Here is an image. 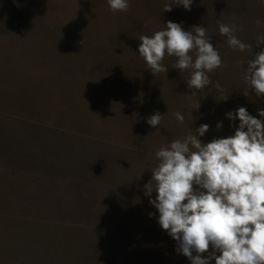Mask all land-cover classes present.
Wrapping results in <instances>:
<instances>
[{
	"label": "rangeland",
	"instance_id": "obj_1",
	"mask_svg": "<svg viewBox=\"0 0 264 264\" xmlns=\"http://www.w3.org/2000/svg\"><path fill=\"white\" fill-rule=\"evenodd\" d=\"M129 2L113 13L107 0H0V264H191L158 223L156 193L145 195L155 152L201 124L210 126L204 143L233 135L239 120L226 113L241 106L264 122V96L244 95L243 80L247 59L264 48L255 44L264 3L193 0L190 11L165 12L169 0ZM217 20L236 23L252 53L229 48ZM168 21L207 29L223 61L209 75L223 93L209 85L189 96V73L173 68L174 57H165L166 73L147 69L138 38ZM68 44L91 51L90 90L52 87L43 72ZM156 112L163 119L153 128Z\"/></svg>",
	"mask_w": 264,
	"mask_h": 264
},
{
	"label": "clouds",
	"instance_id": "obj_2",
	"mask_svg": "<svg viewBox=\"0 0 264 264\" xmlns=\"http://www.w3.org/2000/svg\"><path fill=\"white\" fill-rule=\"evenodd\" d=\"M192 3L193 0H169L163 11L171 12L173 4L190 11ZM107 4L113 13L130 8L129 0H107ZM255 23L259 27L261 21L257 19ZM217 24L229 48L252 53L253 45L242 42L235 34L236 23L217 20ZM138 39L139 57L153 75L166 73L164 59L174 57L173 68L189 73L187 85L195 90L189 96L209 85L224 92L219 81L214 83L209 75L221 68L223 61L205 27L193 26L186 31L182 24L168 21L162 30ZM255 44L264 45V35L257 36ZM243 80L244 95L252 90L257 97L264 96V48L254 59H247ZM199 107L196 102L193 109ZM258 115L264 117V110H258ZM174 116L184 123L181 112ZM226 117L239 120L231 136L204 143L199 137L210 126L201 124L195 133L190 129L184 137L160 147L155 152L158 164L151 170L145 195L156 193L149 203L159 213L158 223L177 242L176 252L191 264H211L213 260L215 264H264V122L243 106L226 113ZM162 119L156 112L147 123L157 128ZM216 127L220 129L222 124Z\"/></svg>",
	"mask_w": 264,
	"mask_h": 264
},
{
	"label": "crops",
	"instance_id": "obj_3",
	"mask_svg": "<svg viewBox=\"0 0 264 264\" xmlns=\"http://www.w3.org/2000/svg\"><path fill=\"white\" fill-rule=\"evenodd\" d=\"M57 45L58 44H55V46ZM68 45H69L68 49L64 51L61 50L57 51L56 55L53 58L51 59L45 58L46 60H44L43 64H41L44 70L43 72L49 71V74L46 75L50 76L48 82H52V87L61 85V81H62L61 86H63V89L69 90L71 86H73V88L79 87L80 89L90 90L92 88L90 86V82L94 80L91 78L93 77L91 72L96 71L93 69L94 62L91 58V51H89L88 54L85 55L86 51H82L81 49L76 50L72 48L70 44ZM58 60H59L58 65L54 64V62ZM47 61L50 62L49 64L51 65L53 64L49 68ZM78 76L80 77L79 80L77 79ZM56 81H58L57 84H55ZM76 81L79 82V84H76ZM71 82H74V85ZM44 91H46V89L43 87V92ZM49 103H51V100H49ZM29 115L32 116L30 117V119L32 120L38 119L36 112L29 113Z\"/></svg>",
	"mask_w": 264,
	"mask_h": 264
}]
</instances>
